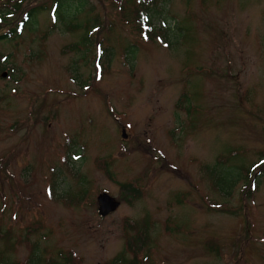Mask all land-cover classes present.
I'll list each match as a JSON object with an SVG mask.
<instances>
[{
  "label": "rangeland",
  "instance_id": "1",
  "mask_svg": "<svg viewBox=\"0 0 264 264\" xmlns=\"http://www.w3.org/2000/svg\"><path fill=\"white\" fill-rule=\"evenodd\" d=\"M49 1L22 0L43 6L36 29L0 40V226L19 241L13 262L38 239L46 258L63 251L76 264L122 252L137 264H264V165L253 169L264 155V0H154L144 18L169 45L131 17L135 0L126 14L90 0L102 26L84 63L85 45L67 46L87 24H53ZM107 36L113 54L97 79L95 43ZM228 153L248 181L226 197L204 168ZM101 193L120 202L106 218ZM35 226L44 235L29 243Z\"/></svg>",
  "mask_w": 264,
  "mask_h": 264
},
{
  "label": "trees",
  "instance_id": "2",
  "mask_svg": "<svg viewBox=\"0 0 264 264\" xmlns=\"http://www.w3.org/2000/svg\"><path fill=\"white\" fill-rule=\"evenodd\" d=\"M5 5L0 8V40L7 39L8 36L12 35L13 37H18L20 33L24 30H28V32H31L36 29L37 25V14L41 11V7L35 6L30 7L27 9H24L22 7V4L20 3L22 0L15 1L13 4L10 3V0H1ZM136 4L139 5L134 10H130L131 17H135L137 20H143V14L150 11V7L153 4L154 0H135ZM132 2V0H113V3H117L120 10H123L122 13L126 14V4ZM88 4H90V0H50L47 6L50 5V8H47V15L50 19V21L53 24L61 22L63 26L68 30H74L76 28H81L85 23L87 24V30L85 32V36L82 38V41H80L77 44L69 45L67 46L70 51H77L81 49V47H84L85 45V51L81 54V62H85V52L88 49V46L92 42V34L94 31H98L102 24L100 16L95 14H89V10L87 9ZM123 4L125 7H122ZM152 9V7H151ZM91 12V11H90ZM129 14V13H127ZM16 17V20H10L13 17ZM83 16V17H82ZM126 17V16H125ZM127 18V17H126ZM110 26L113 25V22H109ZM145 33L152 36H158L160 39L165 40L166 38L164 35L160 32H158L155 27H150L151 22H148L146 25ZM111 32V31H109ZM106 40L108 44L107 47L103 46V41ZM111 44H109V37H105L100 42L95 43L94 48V60H93V66L95 65L99 66L101 70L106 68L109 64V60L113 54L112 52ZM131 46L127 47L126 50H128V53H132ZM106 53V57L104 60V66L101 62L102 56ZM87 59V58H86ZM77 65V63H75ZM1 70H3V67H1ZM70 71V70H69ZM76 70L73 71V74H71V79L75 83H77L79 86H84L85 84L79 79V76L76 74ZM75 74V75H74ZM11 75V74H8ZM84 84V85H83ZM234 155L231 153H228L227 155H220L216 158V164L210 168L205 167L204 171L206 170L208 173V176L212 180L214 187L217 188V192L220 195L223 196H230L231 190L234 188L235 185L239 182V180L244 178L243 172H246L245 170H242L241 168H238L235 170L233 168H229V165L226 166L231 159H235ZM263 163L261 165H264V155L260 158ZM242 170V171H241ZM264 172V167L261 169ZM261 170H259V174H261ZM216 173V176H213ZM258 174V175H259ZM242 176V177H241ZM245 179V178H244ZM247 183V179H245ZM249 184V183H248ZM121 188L129 195H131L128 199L129 200H136L140 196V192L135 189L131 184H126L124 186L121 185ZM257 188V186H256ZM131 202V201H130ZM0 226V243L2 246L0 247V264H18L17 262H13L12 260V251L17 245L18 242H15L11 239V232L8 228L3 230ZM39 229L35 226L32 228L30 233L26 236V241L31 242L30 235L31 234H38ZM44 235L43 233L39 236ZM22 238V235L20 236ZM23 239V238H22ZM144 239L147 241V237L144 236ZM143 239V234H139L135 240L134 243H137L139 241H142L145 243V240ZM17 240V239H16ZM31 250L29 257L26 258L23 264H76L74 262V258L71 254L65 253L63 251H57L54 256H51L50 258H46V254L43 252V250L40 247V244L38 242V239H36L34 242L30 243ZM129 246V243H128ZM135 248H137L134 245ZM111 264H137L136 258L133 257L132 259H128L125 254L122 252L121 255L116 258Z\"/></svg>",
  "mask_w": 264,
  "mask_h": 264
},
{
  "label": "water",
  "instance_id": "3",
  "mask_svg": "<svg viewBox=\"0 0 264 264\" xmlns=\"http://www.w3.org/2000/svg\"><path fill=\"white\" fill-rule=\"evenodd\" d=\"M123 137L125 135L123 134ZM97 213L101 218L108 216L109 214L113 213L117 210L120 203L116 201L113 197L109 196L106 193L100 194L97 197Z\"/></svg>",
  "mask_w": 264,
  "mask_h": 264
}]
</instances>
